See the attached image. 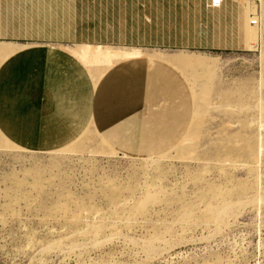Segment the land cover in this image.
Wrapping results in <instances>:
<instances>
[{"label":"rangeland","instance_id":"rangeland-1","mask_svg":"<svg viewBox=\"0 0 264 264\" xmlns=\"http://www.w3.org/2000/svg\"><path fill=\"white\" fill-rule=\"evenodd\" d=\"M239 1V50L63 45L96 79L138 54L170 62L194 95L193 123L169 152L145 159L90 127L51 153L0 131V264H264V0ZM29 45L0 40V66ZM230 203L218 225L216 210Z\"/></svg>","mask_w":264,"mask_h":264},{"label":"crops","instance_id":"crops-1","mask_svg":"<svg viewBox=\"0 0 264 264\" xmlns=\"http://www.w3.org/2000/svg\"><path fill=\"white\" fill-rule=\"evenodd\" d=\"M246 28L239 0H0V40L30 44L0 66V131L24 150L51 153L90 127L121 155L161 156L193 123L186 76L138 54L96 79L63 45L229 51L246 46Z\"/></svg>","mask_w":264,"mask_h":264},{"label":"bare ground","instance_id":"bare-ground-1","mask_svg":"<svg viewBox=\"0 0 264 264\" xmlns=\"http://www.w3.org/2000/svg\"><path fill=\"white\" fill-rule=\"evenodd\" d=\"M249 2H250V5H251V1L249 0ZM254 10H255V7H254ZM252 19V18H251ZM255 20H257L256 21V23L255 24H253V23H251V24H253V25H258V19H255ZM87 44H85V46H86ZM248 45H250L251 47H257V45H258V42H257V40L255 39V35H253V34H250L249 36H248ZM84 46V47H85ZM84 50H86V51H90V48L89 47H85V49ZM83 59V58H82ZM257 199V198H256ZM228 204H229V202H228ZM231 204V203H230ZM234 204V203H233ZM240 203H238V205H239ZM240 205H242V204H240ZM234 206H235V204H234ZM238 207V206H237ZM233 206H232V204L231 205H225V206H223V207H220V208H218L217 210H216V215H217V222L219 223H217L218 225H221V224H223V223H225L226 222V220L233 214ZM237 210V209H236ZM237 212V211H236ZM217 225V226H218ZM148 246L149 247H155L156 245L154 244V242L153 241H150L149 242V244H148Z\"/></svg>","mask_w":264,"mask_h":264},{"label":"built area","instance_id":"built-area-1","mask_svg":"<svg viewBox=\"0 0 264 264\" xmlns=\"http://www.w3.org/2000/svg\"><path fill=\"white\" fill-rule=\"evenodd\" d=\"M221 0H211V4L213 7H217L221 5ZM257 20L253 19L252 23L255 24Z\"/></svg>","mask_w":264,"mask_h":264}]
</instances>
